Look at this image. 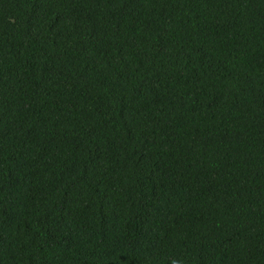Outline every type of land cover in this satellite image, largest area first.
<instances>
[{
	"label": "trees",
	"instance_id": "1",
	"mask_svg": "<svg viewBox=\"0 0 264 264\" xmlns=\"http://www.w3.org/2000/svg\"><path fill=\"white\" fill-rule=\"evenodd\" d=\"M0 264H264V0H0Z\"/></svg>",
	"mask_w": 264,
	"mask_h": 264
}]
</instances>
